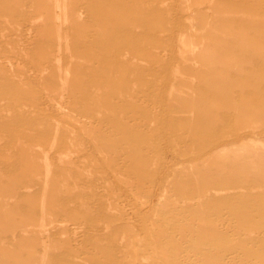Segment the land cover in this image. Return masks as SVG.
I'll return each instance as SVG.
<instances>
[{
	"label": "rangeland",
	"instance_id": "rangeland-1",
	"mask_svg": "<svg viewBox=\"0 0 264 264\" xmlns=\"http://www.w3.org/2000/svg\"><path fill=\"white\" fill-rule=\"evenodd\" d=\"M214 2L0 0V264H264V0ZM97 117L147 129L141 172Z\"/></svg>",
	"mask_w": 264,
	"mask_h": 264
},
{
	"label": "bare ground",
	"instance_id": "bare-ground-1",
	"mask_svg": "<svg viewBox=\"0 0 264 264\" xmlns=\"http://www.w3.org/2000/svg\"><path fill=\"white\" fill-rule=\"evenodd\" d=\"M74 1V0H73ZM121 1V0H120ZM127 1V0H126ZM205 2H207L209 5H212V4H215L214 0H205ZM140 3V2H139ZM144 3V2H143ZM73 4L74 5V2H71L70 5ZM144 5V4H143ZM146 6V5H145ZM143 6V7H145ZM150 6V5H149ZM152 7V6H150ZM152 10H155V8L152 7ZM171 11V10H170ZM171 15V14H169ZM196 26V25H195ZM143 27H145L144 29H146L147 31L151 28L149 23L143 25ZM126 31V30H125ZM195 31V30H193ZM78 32H79V29L77 30V33L76 35H78ZM197 33V32H196ZM182 35V34H181ZM137 38H134L135 42H133L132 44L135 43V47H138L139 45H141L140 47L144 49L145 47V43L148 42V40L150 39L149 38V33L145 31V33H139L138 35H136ZM182 41V38H180V42ZM227 41L225 40L224 42L222 43H226ZM142 43V44H141ZM65 44V43H64ZM203 44V43H202ZM68 46V45H67ZM94 48H96V46L93 45ZM115 48H117V46H115ZM99 49V48H98ZM113 50V47H110L107 49H105V54L111 52ZM192 50V49H191ZM133 51V50H132ZM155 51V50H153ZM128 54H130L131 50L127 51ZM158 52V51H157ZM189 52V51H188ZM191 52V51H190ZM194 52V51H193ZM131 54H133L131 52ZM130 54V55H131ZM159 54V53H158ZM180 57V56H179ZM166 58V57H164ZM181 58V57H180ZM134 59V58H133ZM150 60H152V58L150 57L149 58ZM216 61V60H215ZM219 61V60H218ZM137 65V63L135 61H132L131 63L129 62H122V65H121V69H126V67H128V69H130V67L133 69L135 66ZM193 65L196 66L193 62ZM92 69L94 70L93 73L97 74V72H101V68H102V65L100 64V62H97V61H93L92 62ZM174 72V71H173ZM229 68L228 69H219L215 72V75L216 77L218 78L220 76L221 73H225L226 75H229ZM101 74V73H99ZM98 74V75H99ZM64 78V77H63ZM66 79V78H65ZM63 80L62 79V82H61V88L64 89L65 85H66V80ZM150 79V78H149ZM194 79V78H193ZM152 80V79H151ZM192 80V79H191ZM190 80V81H191ZM194 82V80H193ZM193 84V83H192ZM101 93V92H100ZM144 93V92H143ZM136 94V93H134ZM61 95V94H60ZM121 95V94H120ZM140 96V95H139ZM139 98V97H138ZM135 95H131L129 96L126 100V101H121V99L119 101H115V103L118 104V106L120 107L122 104L126 103V102H132V103H135L137 102V99ZM142 101V99H141ZM155 102V101H153ZM141 103V102H140ZM144 104V102H142ZM136 104V103H135ZM147 104V103H146ZM154 105V104H152ZM155 109V108H154ZM160 109V107H158L156 113H155V110H153L152 112L155 113V115L153 114L152 116H154V123H155V126L152 127V128H149V131L146 132V128L143 126V125H139V124H136V123H128V124H123L119 121H113L112 124H110V126L104 128V120L100 119V118H95V119H92V122H93V127L98 129V131L100 132L101 134V141H102V144L106 150L107 153L110 152H114L115 151H118V150H123V148L125 147H128L130 152L129 153V160L127 161L126 158H122V157H116V156H113V158H111V160L113 161V163H117V167L119 169H122L124 171V173L126 174L127 170H131L133 171V174L136 175L138 172H141L143 170V167L147 164V157L146 155L148 156L149 155V152L150 151H153L154 152V148H152L151 150L150 149H143L141 150L140 148V144H141V140H143L145 137L144 133L147 134L148 136H151L153 137L154 134L156 133V130H157V127H158V119H157V112L158 110ZM133 117L137 116L138 115V112L137 111H133L132 113ZM151 116V117H152ZM67 117V116H66ZM121 118H122V115H121ZM193 118L190 119L189 121V128L190 127H194L195 129H198L200 133L206 131V127L205 125L202 126L201 124H197L196 121H192ZM71 120V119H70ZM121 120V119H120ZM123 120V119H122ZM129 121V120H128ZM138 122V121H137ZM153 122V121H152ZM153 125V123L151 124ZM104 128V129H103ZM151 144V143H150ZM83 146V145H82ZM185 152V150H184ZM123 153V151H122ZM121 154V153H120ZM119 156V155H118ZM177 169V168H175ZM196 170V169H195ZM175 171V170H173ZM200 172V171H199ZM174 173V172H173ZM196 173V172H195ZM132 174V175H133ZM193 174V172H192ZM200 174H202L200 172ZM193 176V175H192ZM198 176V174L196 175ZM195 176V178H193L192 180L191 179H185L183 178L182 181H178V182H175L173 181V183H178V187L179 188H182L184 190H189V188L193 189V191L197 194L201 193V192H204V191H211L212 189L208 186V185H204V183L202 182L203 179L202 177L200 178V176H198V179H196L197 177ZM200 178V179H199ZM119 179H124L125 178H122L121 176H119ZM171 180V181H170ZM169 180V183L171 184L172 180L173 179H170ZM174 183V184H175ZM166 186L164 188V190L167 191V188L170 186V184H168V179L166 180L165 182ZM174 188V186L172 187ZM164 194V193H163ZM166 195V194H165ZM162 196V194H161ZM218 198L220 200H223L222 196L221 195H218ZM148 199V198H147ZM199 199V198H198ZM159 201L157 202V206L160 205L162 198L160 197L158 199ZM165 200V199H164ZM200 200V199H199ZM197 201V200H196ZM225 201V199H224ZM220 202V201H219ZM182 203V202H181ZM195 203V202H193ZM200 203V201H199ZM111 206V205H110ZM197 206V205H196ZM195 206V207H196ZM113 207V206H112ZM201 207V206H200ZM113 209V208H112ZM112 209H110L109 211H111ZM202 209V208H201ZM197 214V213H202V211L200 212L198 210V208H195L193 209V212L192 214ZM251 213V212H250ZM261 215V214H260ZM206 219V218H205ZM206 222V221H205ZM244 225V224H243ZM107 227V226H106ZM243 227V226H242ZM157 231V230H156ZM150 233V232H149ZM162 235V234H161ZM132 236V235H131ZM127 237V235H126ZM161 237V236H160ZM60 239V238H59ZM155 238H152L151 236L150 237H146V240H147V249L148 248H151L149 252V255L156 261L157 259V256L159 254H164L162 253V249H160V247H162V243H161V240L158 238H156V240H154ZM75 240V239H74ZM73 240V241H74ZM123 240V239H122ZM125 240V239H124ZM134 240V239H133ZM160 240V241H158ZM128 241V244L130 245V239L129 240H126V242ZM136 241V240H135ZM133 242V241H132ZM247 242V241H246ZM178 243V242H177ZM126 244V243H125ZM136 245V243H135ZM141 245V244H140ZM247 245V244H246ZM142 246V245H141ZM249 246V245H248ZM128 247V246H127ZM163 248V247H162ZM166 249V247H165ZM127 250V249H126ZM152 250V251H151ZM136 251V250H135ZM167 251V250H166ZM165 252V251H164ZM131 253V252H130ZM144 254V253H143ZM169 254V253H168ZM135 256V254H133ZM137 255V254H136ZM145 255V254H144ZM167 255V254H166ZM131 256L128 255L127 257ZM162 256V255H161ZM188 256V255H187ZM126 257V258H127ZM133 257V256H131ZM134 259V258H133ZM122 260V259H121ZM128 260V259H127ZM142 260V259H141ZM250 261V260H249ZM158 262V261H156ZM237 262V261H236ZM166 263V262H165ZM121 264V263H120ZM160 264V263H159Z\"/></svg>",
	"mask_w": 264,
	"mask_h": 264
}]
</instances>
